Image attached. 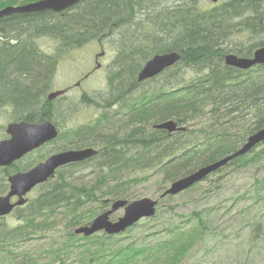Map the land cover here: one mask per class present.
I'll list each match as a JSON object with an SVG mask.
<instances>
[{"label": "trees", "instance_id": "16d2710c", "mask_svg": "<svg viewBox=\"0 0 264 264\" xmlns=\"http://www.w3.org/2000/svg\"><path fill=\"white\" fill-rule=\"evenodd\" d=\"M32 33L54 41L49 59L30 43H19L23 35ZM262 34L264 0H230L210 9L199 0H84L62 16L36 14L27 31L15 36V45L0 52V107L14 105L10 121L37 123L34 110L49 90L55 74L52 62L57 69L73 51L98 42H109L116 52L105 79L112 98L97 118L67 128L59 136L64 151L91 148L98 152L86 162L65 167L72 173L88 172L89 183L73 185L63 173H56L34 190L35 196L23 208L0 218V264H39L38 258L16 248L32 238L54 235L58 229L62 236L52 237L44 252L54 264H63L61 257L74 252L80 264H182L189 258L192 248L205 240L207 216L221 207L191 213L164 229L163 238L152 241L147 238L151 234L125 242L103 233L89 238H76L73 233L111 202L134 200L139 184L156 178L163 190L164 185L236 152L250 134L264 128V65L243 72L223 61L228 53L250 57L264 46L257 37ZM233 39L236 43L230 46ZM173 52L181 56L174 66L152 81L137 82L148 60ZM101 101L87 98L85 105L93 107ZM110 107L116 110L107 111ZM118 113L127 115L117 119ZM167 121L184 130L168 134L152 128ZM46 157L38 156L26 167ZM263 163L261 143L201 183L228 169L261 171ZM12 170L0 169V195L8 190L6 179ZM256 172L227 201L230 209L245 208L240 212L246 219L242 230L249 227V242H263L264 253V175ZM214 182L203 194L218 189ZM157 217L158 212L153 221Z\"/></svg>", "mask_w": 264, "mask_h": 264}, {"label": "rangeland", "instance_id": "374dc122", "mask_svg": "<svg viewBox=\"0 0 264 264\" xmlns=\"http://www.w3.org/2000/svg\"><path fill=\"white\" fill-rule=\"evenodd\" d=\"M12 1L13 2H10V0H0V7L7 6L15 8L20 5L34 4L42 0ZM221 1L222 0H220V2ZM204 3L208 8L212 6L208 2ZM102 50L105 52V57L98 61L101 64V68L98 71H95L89 78L82 80L81 82L80 89L91 97L105 90V69L115 56V53L112 51L108 43L102 45ZM100 53L101 51L99 47L91 44L87 47L73 51L70 53L71 55H67L68 58L57 67L55 81L52 86L54 91H62L68 87H73L76 82L84 77V75L92 71L95 66V56ZM80 94L81 93L78 89H72V91L65 96L66 99H69L68 101H65V104L76 102L75 105L79 106L78 102L80 101ZM81 110V113H78L71 118V122L67 124V128H76L77 126L90 122L92 116H90V112L87 111L88 109ZM9 123H11L10 114H8V112L5 113V111H0V134L2 133V129H4ZM51 148L52 147H49L48 151ZM37 157L38 156L34 155L29 159L27 158L22 162V166ZM263 166L264 163L262 168ZM255 172L260 175L263 174L262 169L260 171L256 170L254 167L249 168L248 171L242 173L228 169L222 172L221 175L214 176L211 179V182H209L212 184V181H215L213 185H219L218 189L211 190L208 194H203L205 190L212 188L208 182H203L185 192H180L179 194L172 196L170 200L164 199L161 203L159 202L162 198H165L162 197V195L169 189V184L164 185L162 190V186L158 185L159 180L151 178L147 182L139 184L133 191L135 195L134 200L123 201L128 203L141 199L157 201L156 212H158L159 218L157 217L158 219L155 221L152 219L147 223L141 221L139 227L133 229V231L128 234H122L119 238L122 241L127 242L130 239H142L144 234L147 236L148 234H151V236L147 237L149 238L148 240L152 241L154 239H161L165 235L164 229L173 225V223L177 224L180 219H187L188 215L191 213L202 212L211 206L217 208L221 207L220 211L211 213L207 216L205 225L208 233L205 235V240L201 244L192 248L191 256L189 258L187 257L182 264H193L194 262L199 264H264V253L260 249L261 246H263V242H254L252 244V242H249V237H251L249 227L247 226L242 230V227L246 225V219L245 216L240 217V212L245 210V208L243 209V206L239 205L230 209L231 207L227 201V198L231 193L237 189L244 188L247 180L251 181L252 175ZM57 173H63L67 181L73 185L88 184L91 179L90 176H87L88 172L74 171L72 173L70 168L60 169ZM35 194L36 191H33L27 196V199L35 196ZM114 202H111L104 212L109 211ZM223 208L226 209L224 210ZM122 215L123 210L121 209L109 216V219L111 221H116L118 218L122 217ZM58 232H60L59 229L54 232V235H44L43 239L39 240L32 238L30 241L18 246L16 249L19 252H24L27 255L38 258L39 264H54L55 261L52 262V259L46 256L44 252L48 251L47 247L52 237L58 238L62 236V234ZM78 237L81 236H76V238ZM61 258L64 260L63 264H80L77 252L71 253L67 258Z\"/></svg>", "mask_w": 264, "mask_h": 264}, {"label": "water", "instance_id": "95a60500", "mask_svg": "<svg viewBox=\"0 0 264 264\" xmlns=\"http://www.w3.org/2000/svg\"><path fill=\"white\" fill-rule=\"evenodd\" d=\"M84 0H42L34 4H29L23 8H7L0 12V17L13 13H40L53 12L59 13L76 6ZM212 3L218 0H209ZM176 53H167L153 56L148 60L137 75L138 82H145L160 75L166 69L171 68L179 60ZM225 64L235 67L239 70H248L255 65L264 64V48L255 51L251 59H241L233 55L224 57ZM64 94L63 91L52 93L48 99ZM156 130H162L168 134L183 131L173 121H167L158 124ZM6 140L0 141V168L10 167L19 161L24 155L38 149L42 145L51 142L57 138V130L50 123L29 124L26 122L11 123L6 127ZM264 143V129L249 136L243 146L236 152L219 160L216 163L200 168L194 173L176 180L169 185V189L162 195L175 196L184 192L195 184L203 181L207 176L226 166L237 157L243 156L252 151L259 144ZM97 151L91 148L81 150H69L48 157L43 163L38 164L25 173H17L8 178L9 192L0 196V218L11 214L15 207H21L26 204L25 196L31 190L51 179L55 172L71 164L82 163L96 156ZM264 172V167H263ZM13 197L17 198L15 203H11ZM157 201L141 199L128 203L123 200L114 202L109 211H106L95 217L88 225L78 227L74 230V235L90 237L97 233H104L108 236H118L126 230L133 227L141 220L151 219L155 216ZM123 210L122 217L116 221H111L109 216L118 210Z\"/></svg>", "mask_w": 264, "mask_h": 264}, {"label": "bare ground", "instance_id": "6f19581e", "mask_svg": "<svg viewBox=\"0 0 264 264\" xmlns=\"http://www.w3.org/2000/svg\"><path fill=\"white\" fill-rule=\"evenodd\" d=\"M229 1L230 0H222L221 2L218 1L216 3H212L209 0H199V4L203 8H208L207 6L204 5L205 4L204 2H208L212 5L210 7V8H212V7H215L217 5H220L222 2L227 3ZM10 2H13V1L10 0ZM25 6H27V5H20V6H17L15 8H23ZM7 8H12V7H7V6L0 7V12L6 10ZM210 8H208V9H210ZM66 11L67 10L59 12V13H54V16H62ZM36 14L37 13H35V14H33V13H13V14H8V15H3L0 17V52L3 49H6L8 46L13 47L15 45V41H16L15 36H17L18 33H22V32L27 31V27H28L29 23H31L32 19L35 17ZM30 16H32V17H30ZM257 37H260V40H264V34L258 35ZM51 40H52L51 38H45V36H43V35H40L37 33H32L29 35H23V38L20 39L19 43H22V44L26 43L28 45L30 43V45L36 49V51L39 53V55H41V57L49 59L52 56V48H53V47H51V44H52ZM115 41L117 43H119L120 39H115ZM235 43H236V39L229 41L230 46L235 45ZM263 48H264V46L258 47L254 50V52L259 50V49H263ZM100 51H101V53L97 54L96 57L101 59V58L105 57V55H104L105 52L102 49H100ZM114 51H115V49H114ZM173 53L178 54L177 52H173ZM253 53H252V55H253ZM115 54H116V52H115ZM178 55L181 58L180 54H178ZM227 55H233V56H236L237 58H241V59H251L252 58V55L250 57H239L233 53H228V54H224L223 61H224V57ZM180 58H179V60H180ZM111 63H112V60L109 63L108 68L110 67ZM55 65L56 64L54 62H52L51 70H53V73L55 72V74H56L57 69L55 68ZM224 65L227 67H230V66L225 64V61H224ZM262 65H264V64H262ZM262 65H255L252 68L257 67V66H262ZM231 68H233L237 71H243V72L252 69V68H250L248 70H239L235 67H231ZM55 69H56V71H55ZM55 74L52 78V82L50 84L49 90L45 93L44 99L41 100L39 104H37V107L34 110V116L35 117L37 116V118H36L37 123H50L54 126V128L56 130L64 131L68 127L67 124H69L71 122V118L74 117V115L82 112L81 109H88L87 111L90 112V114H91L90 116H92V118L95 119L99 116L101 109L105 108L109 102L111 103L112 94L109 90L106 91V88L101 93L95 94L92 97L89 96L88 94L84 93L82 96L79 97L80 98V101L78 102L79 106L75 105L76 102H74V103L71 102V103L65 104V101H68L69 99H66L65 98L66 95H63V94L58 95L56 97H53L52 99L49 100L48 97L50 94L59 92V91H54V89L52 87L54 84V81H55V77H56ZM155 78H153V79H155ZM153 79H151L150 81H152ZM146 81H149V80H146ZM138 83L143 84V82H138ZM87 98L88 99L91 98L94 101L97 100L98 98H100V101H101V99H103V100L97 106H93V107L89 106L88 107L85 105V103H86L85 100ZM57 103L59 104V106L54 108V106ZM116 107L118 108L119 106L116 105ZM116 107H110V108H108L107 111L114 112L116 110ZM13 110H15L14 105H11V106L5 105L3 107H0V111H2V112L5 111V113L8 112V114H10V112H12ZM83 111H85V110H83ZM93 112H94V114H93ZM118 115L119 116L115 115L117 119L124 117L125 115H127V113H125V114L118 113ZM157 125L158 124H154L152 126V128L155 129V127ZM80 126H82V125H80ZM77 127H79V126H77ZM257 132H255V133H257ZM255 133H252L249 136H252ZM240 148H238L237 150H239Z\"/></svg>", "mask_w": 264, "mask_h": 264}, {"label": "flooded vegetation", "instance_id": "af4514ba", "mask_svg": "<svg viewBox=\"0 0 264 264\" xmlns=\"http://www.w3.org/2000/svg\"><path fill=\"white\" fill-rule=\"evenodd\" d=\"M47 13H52V14H54L53 12H40V13H37V14H47ZM46 38H48V37H46ZM51 42H52V44H51V47H54L55 46V43H54V41L53 40H51ZM109 43V42H108ZM98 47H99V49H102V43H97L96 44ZM110 46V45H109ZM99 59L100 58H97L96 56H95V61H94V68L92 69V71L91 72H89V73H87L86 75H84V77L81 79V80H79L78 82H76V84H74V86L73 87H68V88H66V89H64V90H62V91H65V94H67V93H69L70 91H72V89H78L79 91H80V96H82L85 92H83L81 89H80V87H81V82H82V80H86L87 78H89L91 75H93L94 74V72L95 71H98L100 68H101V64L98 62L99 61ZM109 66V65H108ZM108 66L106 67V69H105V71H106V75H107V70H108ZM106 75H105V79H106ZM105 83H106V81H105ZM93 119V118H92ZM91 119V120H92ZM32 124V123H31ZM35 124H37V123H35ZM39 124V123H38ZM5 130H6V127L3 129V135H2V137H0V140H6L8 137H7V135L5 134ZM57 133H58V135H57V138L55 139V140H53V141H51V142H48V143H46V144H44V145H42L41 147H39L38 149H35V150H33V151H31L30 153H27L26 155H24L25 157H23L22 159H20L19 161H17V162H15L14 164H12L10 167H8V168H11V169H13L11 172H10V174H9V176L7 177V179H6V183H7V186H8V178L10 177V176H13V175H15V174H17V173H24V172H26V171H29L30 169H32L34 166H36L38 163H36L35 165H33V166H31V168H29V167H26V165H24V166H22V162L24 161V160H26L28 157H31V156H52V155H54V154H56V153H59V152H63L64 150V142L62 141V140H59V136H60V134L62 133V131H59V130H57ZM49 147H52L49 151H48V148ZM46 157V158H47ZM46 158L43 160V161H45L46 160ZM43 161H41V162H43ZM40 163V162H39ZM20 164V165H19ZM27 164V163H26ZM17 168H20V169H18V170H14V169H17ZM2 169H4V168H2ZM41 186V185H40ZM39 187V186H38ZM38 187H36L34 190H36ZM16 198H13L12 200H11V202L12 203H14V202H16Z\"/></svg>", "mask_w": 264, "mask_h": 264}]
</instances>
